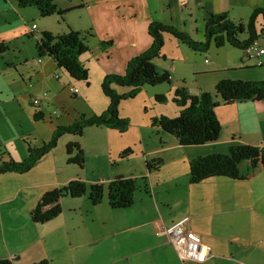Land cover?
Instances as JSON below:
<instances>
[{
  "label": "crops",
  "instance_id": "0c3cea01",
  "mask_svg": "<svg viewBox=\"0 0 264 264\" xmlns=\"http://www.w3.org/2000/svg\"><path fill=\"white\" fill-rule=\"evenodd\" d=\"M55 2L59 9L66 12L62 16L49 15L61 17L57 21L62 22H59L58 31L48 30L47 27L46 30L54 35L67 33L71 29L90 31L92 34L88 35L87 43L89 45L90 39H96L97 47L92 48L89 45L90 50L82 54L80 59L90 74L92 70L96 71L102 81L109 73H125L129 60L151 46L153 37L149 27L154 21L176 26L188 32L195 40L203 41L206 38L205 23L211 14L228 12L232 19L239 21L243 17L238 20L237 12L249 11L252 14L256 7H264V0ZM2 4L5 7L0 8V13L13 11L17 22L0 25L1 53L10 49L7 42L37 31L44 32L45 29L36 24V16L26 15L31 9L40 14L37 7H21L17 0H0V6ZM34 24L37 26L35 31L32 30ZM263 24V18H259L258 30ZM171 35L165 33L164 40L172 39ZM246 38L247 36L244 39ZM107 41H111V44L101 45ZM258 41L264 49V35ZM242 50L244 55L236 68L243 74L228 78L264 81V53L259 57H250ZM48 57L51 60L50 68L46 70V62L39 58L37 75L43 79L52 75L61 84L64 73H59L54 58ZM161 57L154 60L158 67ZM257 68L262 70H255ZM66 76L68 80L71 77L68 72ZM86 85L89 87L90 83ZM29 86L32 87L33 83ZM201 92L204 90L196 94L190 93L199 95ZM34 99H39V103L36 104ZM49 100L48 92L32 98L34 106L39 107L34 112L36 122L47 118L54 124L47 141L37 145V137L34 136L31 138L32 144L28 143L25 156L21 159L10 156L9 159L25 160L30 154V148L41 147L52 138L58 127L64 125L54 123L58 117L45 113L40 108L41 103H49ZM216 112L222 130L220 138L214 142L184 146L175 135L162 130L159 143L149 147L144 142L143 133L133 136L135 141L143 140L145 143L143 160L146 161L147 169L142 165L134 173L119 176L133 178L136 182L135 200L127 208L114 209L104 201L93 205L86 195L83 205L74 200L69 203L67 199L70 195H66L61 199L62 212L58 216L47 222L34 221L32 210L43 195L49 190L67 186L75 178L63 179L66 173L60 170L56 148L41 157L27 172L11 171L0 174V230L6 239L4 251L0 250V259L10 258L15 264H33L45 259L52 264L61 261L62 264H185L175 246L163 233V229L185 216H190L189 227L202 235L203 243L211 249V255L204 262L192 261L187 264H264V166L259 165L242 179L213 176L197 183L190 182V162L195 157L214 152L228 153L231 146L237 144L264 147V99L219 104ZM94 114H98V111L88 116ZM205 145L212 149L196 153L195 148H189ZM2 151L0 149V159L5 161L7 159L2 158ZM148 163L155 165L149 167ZM165 164L170 165L166 170ZM90 182L98 183L97 180ZM67 204L71 207H66ZM66 210L72 214H66ZM91 211H95L93 218H101L103 229H90L87 216ZM7 215L9 223L6 222ZM65 240L69 243L64 248V258L61 245L65 244ZM22 254L25 256L21 258Z\"/></svg>",
  "mask_w": 264,
  "mask_h": 264
},
{
  "label": "rangeland",
  "instance_id": "374dc122",
  "mask_svg": "<svg viewBox=\"0 0 264 264\" xmlns=\"http://www.w3.org/2000/svg\"><path fill=\"white\" fill-rule=\"evenodd\" d=\"M1 7H5V4H2ZM237 13H239L237 19L243 17L244 23H247L251 15L250 12ZM36 14L34 9H31L26 15L36 16V24L41 29H45L44 31H47L46 27L48 30L58 31L59 22L62 21H57V19H61V17L58 18L57 15L43 17L39 13ZM16 22L17 16L13 11L0 13V25ZM186 29L190 30L189 27ZM42 34L41 31H37L18 40L7 42L10 49L3 53L0 52V149L3 150V159L8 160L10 156L21 159L22 156L26 155L28 143L32 144L31 138L34 136L37 137V145L47 141L54 124H51L47 118L44 121L36 122L34 112L39 107H35L32 102V98L40 96L43 92H48L51 100L49 103H41L40 108L45 113H51L52 116L58 117L55 118L54 123L64 125L79 120L82 115L87 117L96 111L101 114V111H105L109 105V97L102 91L103 81L98 78L96 71L92 70V74L89 72V87L84 81L71 79V77L68 80L67 72L61 68H57L59 73H64L61 84H58L52 75L48 79H43L42 76L37 75L39 73L37 70L38 63H40L39 58L46 62L44 65L46 70L51 66L49 57H40L36 49V42ZM246 35V33L240 34V37L244 39ZM170 38L172 39L165 40L162 57L159 59V67L169 71L170 81L157 85L146 84L140 87L134 95L123 98L120 102L119 114L129 121L127 131L88 126L84 128L81 136L65 133L59 138L55 150L58 154L60 170L66 173L63 179L75 177L74 180L85 182L87 188L85 195L87 197H89L91 185L94 184L90 181L97 180L98 183L104 185L105 197L103 201L108 204V189L111 180L126 173H134V170L142 165L147 169L146 161L143 160V148L145 143L149 147L159 143L160 134H163V131L157 120L161 115L169 117L179 115L181 106L173 100L175 90L178 87L184 86L189 92H195V94L204 90L216 96V84L220 80L232 75L236 77L243 74L241 70L236 68L244 55L242 49L229 43L218 47L213 42L207 50L200 51L178 41L173 36ZM89 45L96 48V39H90ZM255 70L262 69L257 68ZM30 77L32 78L31 81L29 80ZM30 83H33L32 87L29 86ZM70 85L72 86L70 87ZM115 86H117L115 88L118 93L122 94H128L132 90L130 86ZM72 88L78 90L74 91ZM161 96H164L165 99H161ZM214 99L221 100V97L218 95ZM140 133H143L145 143L143 140L135 141L133 136H138ZM72 141L77 142L82 148L83 155L78 156V159L82 158L83 161L70 162L67 144ZM189 148H195L194 152L196 153L202 152L204 149L205 151L212 149L209 145L203 147L190 146ZM4 149L7 151L5 152ZM77 154V151H74L72 156L77 158ZM169 166L165 164V170ZM85 195L77 199L69 196L67 200L69 203L74 200L83 205L86 200ZM68 206L69 204L66 207ZM65 212L72 214L68 210ZM82 212L87 214L86 211ZM91 212L87 216V220L91 224L90 229H103L104 225H102L101 218L99 216L93 218L92 215H95V211ZM8 221L9 216L7 215L6 222L9 223ZM1 235L0 250L4 251L6 239H4L2 231ZM68 243V240H65V244L61 245L64 258V248L68 246ZM24 256L22 254L20 257ZM62 263L63 261L56 262V264Z\"/></svg>",
  "mask_w": 264,
  "mask_h": 264
},
{
  "label": "trees",
  "instance_id": "16d2710c",
  "mask_svg": "<svg viewBox=\"0 0 264 264\" xmlns=\"http://www.w3.org/2000/svg\"><path fill=\"white\" fill-rule=\"evenodd\" d=\"M21 7L35 6L42 16L53 14L63 15L66 10L59 9L55 0H17ZM264 20V7H256L250 15L247 23L243 20L232 19L228 12L213 13L205 23V40H195L188 32L180 28L154 21L150 24L149 31L153 37L151 46L144 52L134 56L128 62L126 72L109 73L102 82V91L109 97V105L101 114L91 116L82 115L70 125L58 127L52 138L41 147L30 148V154L23 161L13 159L0 163V174L16 171H29L41 157L53 150L59 138L65 133L81 136L84 128L88 126H105L126 130L129 126L127 118L119 114V105L123 98L132 96L138 89L146 84L157 85L169 82V71L162 70L154 62L162 56L164 46V34L171 33L180 42L188 44L195 50H207L214 42L218 47L225 43L246 49L255 40L264 35L263 27L258 30V20ZM247 34L242 39L240 34ZM89 32L71 29L67 33L54 35L44 31L37 42L39 56L48 55L54 58L58 68L64 69L75 80L90 83L89 70L83 64L80 56L90 50L87 43ZM111 41L102 42V46L110 45ZM115 85L130 86L132 90L128 94L118 93ZM216 96L221 100H215L211 92L204 91L199 95H192L186 87L181 86L175 90L173 100L181 106L177 117L161 115L157 120L159 127L177 137L181 145H200L217 141L220 138L222 125L216 112L219 104H231L236 101L251 99H264V81L225 78L216 84ZM165 99L164 96L160 97ZM37 104V103H36ZM37 116V112L35 114ZM77 151V158L72 154ZM67 153L70 162L83 161L78 156L83 155V150L77 142L67 144ZM2 160V159H0ZM156 163V161H155ZM154 163H148L149 167ZM259 165L264 166V147L250 144L232 145L228 153L214 152L204 156H198L190 162V182L197 183L213 176H225L234 179L246 178ZM244 166L245 168H243ZM136 182L133 178L117 177L110 181L108 189V203L114 208H127L135 200ZM87 193L85 182L72 180L67 186L47 191L38 205L32 210V218L36 222H47L62 212L61 199L70 195L80 197ZM105 197L104 185L94 183L89 190V199L93 204H98ZM0 264H15L10 258L0 259ZM33 264H52L49 260H41Z\"/></svg>",
  "mask_w": 264,
  "mask_h": 264
},
{
  "label": "built area",
  "instance_id": "2783aa9c",
  "mask_svg": "<svg viewBox=\"0 0 264 264\" xmlns=\"http://www.w3.org/2000/svg\"><path fill=\"white\" fill-rule=\"evenodd\" d=\"M32 30H37L35 24L32 25ZM245 52L250 57H259L264 53V49L259 41L255 40L245 49ZM72 90L76 91L78 89L72 88ZM34 102L39 103V99H34ZM189 222L190 216H185L172 225L164 227L163 233L167 236L169 242L175 246L185 264L192 261L204 262L210 257L211 249L203 243L202 235L189 227Z\"/></svg>",
  "mask_w": 264,
  "mask_h": 264
}]
</instances>
